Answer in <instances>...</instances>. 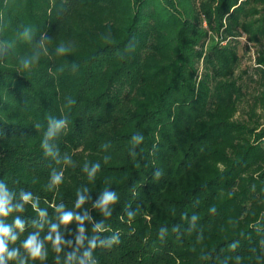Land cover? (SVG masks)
Listing matches in <instances>:
<instances>
[{
    "label": "trees",
    "instance_id": "obj_1",
    "mask_svg": "<svg viewBox=\"0 0 264 264\" xmlns=\"http://www.w3.org/2000/svg\"><path fill=\"white\" fill-rule=\"evenodd\" d=\"M0 181L6 264H264V0H0Z\"/></svg>",
    "mask_w": 264,
    "mask_h": 264
},
{
    "label": "clouds",
    "instance_id": "obj_2",
    "mask_svg": "<svg viewBox=\"0 0 264 264\" xmlns=\"http://www.w3.org/2000/svg\"><path fill=\"white\" fill-rule=\"evenodd\" d=\"M133 48H134V44L130 43L128 45V49L132 50ZM68 51H70V49L68 47H66L64 44H61V46L57 49V52L60 53L61 55L67 53ZM36 60H38V57L36 58ZM23 64H24V68L28 69L32 64V61L30 59H25ZM73 68H75V65H73ZM75 103H76V101L74 99H70L66 106H68L70 108ZM47 120H48V130L45 133L44 139L41 142V148L43 149L45 156L53 157L55 159L59 153V149L55 145L49 144L48 141L50 139L54 138L59 132H61L66 127V125L68 124V117L63 116L59 119H55L51 116H48ZM35 126L37 127V129L40 128L39 124H37ZM131 140H132L134 145H138L143 141V136L140 134H137V135L132 136ZM107 160H108V158L106 157L105 163H107ZM65 161L70 162L68 157H65ZM57 162H59V161L57 160ZM99 167H100V165L98 163L96 165H94L93 173L95 171H97L99 169ZM159 175H160V172L156 171L155 176H159ZM51 182L53 184L62 183L63 182V173L59 172V173L52 174L51 175ZM3 186H4V182L0 181V192L3 191ZM23 198L25 200H28L30 198V194L24 195ZM115 200H116V197L114 195L108 194V193L105 194V197H104L105 202H108V201L114 202ZM5 203H6V200L4 199V197L2 195H0V211H6V209H4L2 207ZM38 203H39V198H37V200L33 203L34 209L37 207ZM18 207H21V206H18ZM210 211L215 212V208L214 207L211 208ZM40 214L45 215L46 210L41 209ZM65 218H67V217H65ZM128 218L130 220L133 218L131 213H129ZM196 219H197V216L193 215L192 220L195 221ZM12 223L14 225H20L21 227H24V224H25V222L22 219H20V217H14ZM53 227H55V225H53ZM0 232L10 233L11 228L3 225V223L0 222ZM11 239L13 241H15L18 239V236L12 235ZM34 240H35V235L29 233L26 240L24 241V244L25 245L32 244V242ZM119 242H120L119 236H114L109 243V248L112 247V244H118ZM40 247H41V245H39V244L33 245V247L31 248V251L28 254V259L37 258L39 255ZM230 247H232L234 249L236 247V244H232ZM6 249H7V245H6L5 241L3 239H0V253H4L6 251ZM18 252H19L18 249L13 248L11 251L7 252V256L9 259H14L15 257L18 256ZM237 259L239 260L240 258L238 257ZM0 264H6V261H5V258L3 255H0ZM20 264H27V262H26V260H21Z\"/></svg>",
    "mask_w": 264,
    "mask_h": 264
},
{
    "label": "rangeland",
    "instance_id": "obj_3",
    "mask_svg": "<svg viewBox=\"0 0 264 264\" xmlns=\"http://www.w3.org/2000/svg\"><path fill=\"white\" fill-rule=\"evenodd\" d=\"M242 43L244 44V38L242 39ZM240 55H241V66H240V70H246L248 72L249 75H254L255 76V64H254V55H253V50L250 51L249 54L244 53V49L242 48L240 50ZM256 79V78H254ZM256 89V86L252 85L251 89Z\"/></svg>",
    "mask_w": 264,
    "mask_h": 264
}]
</instances>
